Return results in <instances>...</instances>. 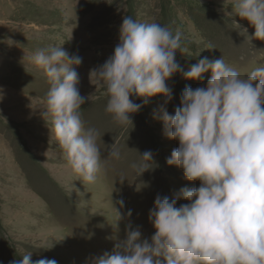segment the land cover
Returning <instances> with one entry per match:
<instances>
[{"label": "rangeland", "instance_id": "obj_1", "mask_svg": "<svg viewBox=\"0 0 264 264\" xmlns=\"http://www.w3.org/2000/svg\"><path fill=\"white\" fill-rule=\"evenodd\" d=\"M235 0H0V264H15L30 252L56 264H96L126 238L130 222L142 239L150 240L149 220L157 196L173 199L182 188H198L185 179L183 170L167 160L177 140L167 138L160 110L174 115L185 87H206L202 80L184 79L200 59L223 58L245 78L264 66V41L250 39L255 29L240 17L229 15ZM157 22L182 33L187 53H176L183 69L170 81L172 100L156 96L133 114V125H120L106 111V89L90 76L102 66L119 43L123 18ZM241 25L240 29L232 23ZM247 29V33H243ZM213 45L208 49L207 45ZM62 47L79 55L76 69L86 129L97 130L104 175L85 184L74 174L65 153L52 134L46 109L49 81L33 57L37 50ZM120 158L109 157L112 146ZM150 151L154 163L143 161ZM141 155V156H140ZM148 163L141 175L136 167ZM110 178L107 181V178ZM123 200L124 219L117 223L113 204ZM113 202V203H112ZM188 203L180 199L177 207ZM119 207L118 204H116ZM131 211V217L127 216Z\"/></svg>", "mask_w": 264, "mask_h": 264}, {"label": "clouds", "instance_id": "obj_2", "mask_svg": "<svg viewBox=\"0 0 264 264\" xmlns=\"http://www.w3.org/2000/svg\"><path fill=\"white\" fill-rule=\"evenodd\" d=\"M229 15L254 27L250 39L264 41V0H235ZM232 23L241 28L235 19ZM182 36L179 29L174 33L157 22L123 18L114 54L90 72L106 89V111L120 125L134 127L131 117L141 105L132 97L145 103L156 96L164 97L166 104L172 100L168 81L183 72L176 53L188 51L181 45ZM33 60L50 84L42 116L51 117L52 134L74 174L85 184H95L104 167L99 133L86 129L81 118L82 105L90 98L81 96L78 87L76 69L82 58L50 46L37 50ZM209 72L206 87H185L174 115L162 108L157 117L167 138L179 142L168 165L182 169L187 181L200 186L182 188L171 200L157 196L149 213L155 230L151 239H142L140 229L129 222L126 238L96 264H264V66L242 78L223 58L205 57L183 76L199 81ZM109 157L120 158L115 145ZM141 157L154 163L150 151ZM149 166L133 165L141 175ZM180 199L188 203L177 207ZM116 204L118 223L124 219V201ZM131 214L129 210L127 216ZM31 255L26 253L15 264H33ZM34 264L56 261L39 259Z\"/></svg>", "mask_w": 264, "mask_h": 264}]
</instances>
